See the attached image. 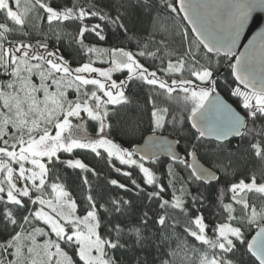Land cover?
I'll list each match as a JSON object with an SVG mask.
<instances>
[{"label":"snow or ice","instance_id":"obj_1","mask_svg":"<svg viewBox=\"0 0 264 264\" xmlns=\"http://www.w3.org/2000/svg\"><path fill=\"white\" fill-rule=\"evenodd\" d=\"M257 13L0 0V264H264Z\"/></svg>","mask_w":264,"mask_h":264},{"label":"trees","instance_id":"obj_2","mask_svg":"<svg viewBox=\"0 0 264 264\" xmlns=\"http://www.w3.org/2000/svg\"><path fill=\"white\" fill-rule=\"evenodd\" d=\"M112 43H115V42H112ZM102 46L110 47V46H112V44L111 43H103ZM229 71H230L229 69L223 68L222 71H221V79H223L225 76H227ZM218 91L221 92V95L225 99H228V96L230 95V92H228L226 89H218ZM232 99L234 100L235 98H232ZM229 102L231 103V101H229ZM233 106L235 107V105H233ZM258 165H259V161H252L250 166H258ZM69 172H70V170H69ZM254 231H255V229L253 230L252 234L254 233ZM159 255H160L159 252H155V251L153 252V258L154 259H158Z\"/></svg>","mask_w":264,"mask_h":264},{"label":"water","instance_id":"obj_3","mask_svg":"<svg viewBox=\"0 0 264 264\" xmlns=\"http://www.w3.org/2000/svg\"><path fill=\"white\" fill-rule=\"evenodd\" d=\"M255 15H258V16H259V18H260V24H261V25H264V13H257V14H255ZM185 23H186V22H185ZM257 31H259V26H258L256 29H253V31H252L250 34L247 33V30H246V35H247L248 39L245 40V39L242 38L241 43L244 44V45H247L248 40H251L252 37L256 34ZM237 51H238V53H239V52H243V51H244V48H243V47H240V48H238ZM226 100H227V99H226ZM228 102H229V101H228ZM254 232H255V231H254ZM253 234H254V233H253Z\"/></svg>","mask_w":264,"mask_h":264},{"label":"rangeland","instance_id":"obj_4","mask_svg":"<svg viewBox=\"0 0 264 264\" xmlns=\"http://www.w3.org/2000/svg\"><path fill=\"white\" fill-rule=\"evenodd\" d=\"M25 3V0H22V5Z\"/></svg>","mask_w":264,"mask_h":264}]
</instances>
